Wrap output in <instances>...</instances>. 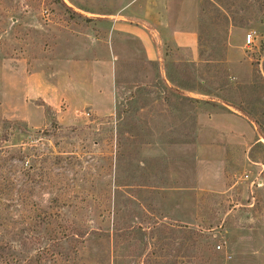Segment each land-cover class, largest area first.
<instances>
[{"label":"rangeland","instance_id":"374dc122","mask_svg":"<svg viewBox=\"0 0 264 264\" xmlns=\"http://www.w3.org/2000/svg\"><path fill=\"white\" fill-rule=\"evenodd\" d=\"M196 1L189 49L135 0H0V264H264V0ZM87 45L99 114L27 92Z\"/></svg>","mask_w":264,"mask_h":264},{"label":"crops","instance_id":"0c3cea01","mask_svg":"<svg viewBox=\"0 0 264 264\" xmlns=\"http://www.w3.org/2000/svg\"><path fill=\"white\" fill-rule=\"evenodd\" d=\"M193 2H190L191 5H193V8L196 7L197 1L192 0ZM184 0H135V3H140L142 8H135L132 10V15H138L142 19H162L165 17V20L167 23H165L166 29L171 26V24L174 26L173 31L170 33L169 41L175 43L177 46L180 47H186L189 49H193V45L196 43V31L194 26V19L196 14L194 15V18L187 17L183 19V5ZM192 8V7H191ZM138 9V10H137ZM188 11H193L189 10ZM185 16H189L188 14ZM144 17V18H143ZM148 17V18H146ZM172 18L170 21L169 18ZM182 20L181 28L177 27L179 25V22ZM171 22V23H170ZM163 28V27H162ZM101 52L100 46H95L92 48V46H88L83 51H79L80 54H84L86 57L82 59L81 63H77L79 67L78 73L76 72L75 77L70 76L68 79L69 83L63 82V83H54L51 81V79H45V77L37 76L36 74L29 75L27 77L28 82V91L34 95L42 96L44 100L50 101L49 96L44 97L45 95L43 92H41V88L44 89V92L51 89L53 96H55L57 99L56 101H60L58 98L60 95H67L71 97H77L79 98L80 103H84L85 107H88V109L94 113L99 114V108L95 106V97H92L87 94H95L92 92L95 88L99 90L100 93L102 89H100V84L98 83V79L100 78V75H103V72H106V74H109L111 82V96L114 102V96H113V86H114V60L110 55H105L103 58L97 57V54ZM47 77V76H46ZM67 87V92L64 91ZM102 86V85H101ZM82 89L87 92L85 97H82L84 92ZM72 91L75 94H72ZM76 92L80 95H76ZM76 99V98H75ZM52 100V99H51ZM73 99H70L72 102ZM77 101V100H75ZM79 103V104H80ZM110 113V112H109Z\"/></svg>","mask_w":264,"mask_h":264},{"label":"built area","instance_id":"2783aa9c","mask_svg":"<svg viewBox=\"0 0 264 264\" xmlns=\"http://www.w3.org/2000/svg\"><path fill=\"white\" fill-rule=\"evenodd\" d=\"M254 32H248L245 36V45L250 46L254 41ZM218 249L220 248L219 245L216 246Z\"/></svg>","mask_w":264,"mask_h":264}]
</instances>
